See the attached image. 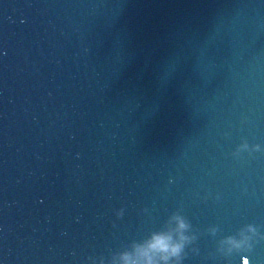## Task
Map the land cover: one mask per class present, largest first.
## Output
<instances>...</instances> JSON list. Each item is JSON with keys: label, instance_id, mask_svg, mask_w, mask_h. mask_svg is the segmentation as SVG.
I'll list each match as a JSON object with an SVG mask.
<instances>
[{"label": "water", "instance_id": "95a60500", "mask_svg": "<svg viewBox=\"0 0 264 264\" xmlns=\"http://www.w3.org/2000/svg\"><path fill=\"white\" fill-rule=\"evenodd\" d=\"M149 259L264 264V0H0V264Z\"/></svg>", "mask_w": 264, "mask_h": 264}, {"label": "clouds", "instance_id": "9594fccd", "mask_svg": "<svg viewBox=\"0 0 264 264\" xmlns=\"http://www.w3.org/2000/svg\"><path fill=\"white\" fill-rule=\"evenodd\" d=\"M180 227L183 228L184 224L181 223ZM148 247L153 250L161 251L170 249L173 254H178L180 252V245L171 246L169 244V238L160 235L154 236L152 241L149 242ZM164 258L167 259V257ZM148 264H151L150 259L148 261Z\"/></svg>", "mask_w": 264, "mask_h": 264}]
</instances>
